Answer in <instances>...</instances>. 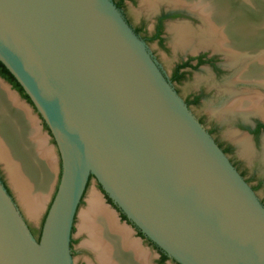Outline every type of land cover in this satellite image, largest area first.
<instances>
[{
	"label": "water",
	"instance_id": "obj_1",
	"mask_svg": "<svg viewBox=\"0 0 264 264\" xmlns=\"http://www.w3.org/2000/svg\"><path fill=\"white\" fill-rule=\"evenodd\" d=\"M0 63L61 167L38 241L0 180V264H72L90 177L175 264H264V206L112 0H0Z\"/></svg>",
	"mask_w": 264,
	"mask_h": 264
},
{
	"label": "bare ground",
	"instance_id": "obj_2",
	"mask_svg": "<svg viewBox=\"0 0 264 264\" xmlns=\"http://www.w3.org/2000/svg\"><path fill=\"white\" fill-rule=\"evenodd\" d=\"M262 3L264 0H141L142 7L150 11L160 4L189 10L200 20V25L196 28L185 23L169 25L174 49L195 52L210 48L224 53L230 66L242 61L235 51L243 52L248 44L264 39ZM250 74L241 73L239 78L248 81L255 78L264 86V70ZM224 91L236 95L230 88ZM8 94L0 87V160L24 207L34 217L50 193L55 160L32 122L26 120L24 109ZM234 100L219 118L225 119L235 110H248L249 114L264 119L259 94L250 92ZM228 132V137L239 147L240 156L252 161L256 156L250 141L238 132ZM80 233L87 236L85 246L94 256L90 264H151L150 256L132 239L129 230L118 224L115 214L97 193L89 196L88 207L80 215Z\"/></svg>",
	"mask_w": 264,
	"mask_h": 264
},
{
	"label": "rangeland",
	"instance_id": "obj_3",
	"mask_svg": "<svg viewBox=\"0 0 264 264\" xmlns=\"http://www.w3.org/2000/svg\"><path fill=\"white\" fill-rule=\"evenodd\" d=\"M160 5H159L160 7L158 6L156 10L150 11L142 7L141 0H131L125 5V14L134 25H139L140 23H144L145 27L149 29V31H151L153 23L157 15H159L160 13L176 11V10L188 12L187 10H184L182 8L181 9L178 7L169 8V6H166L164 4H160ZM181 23L183 24L187 23L193 26L196 25L199 26V23L198 21H196V18L194 16L178 15L176 18L168 20L166 22L164 28L165 30L164 44L162 46H159L155 42H151L148 45H146L148 52L153 57V59L159 66L161 72L164 73L165 76H169L173 65H175L177 62L181 61L182 59L201 53H210V49H202V48L197 50L195 49L196 51L194 53H190L188 51L182 52L174 49V47L172 46L171 36L167 32V27H169L168 25L171 24H181ZM210 75L211 74L209 70H207L206 68H202L199 71L193 73L192 76L186 78V80H184L181 84L176 85V87L177 89H179L180 94L184 97L189 95L193 91H196L201 88H204L207 92H209L208 90L211 84ZM0 87L5 89V91L9 93L8 95H10L11 98H14L13 100L16 102V104L19 107L24 109L26 120L32 122V125L39 132L37 134H39V136L42 137V138L40 137L41 139L45 140V145L47 149H50V151L53 153L52 155L55 160V173H54V179L52 182L50 193L46 198V201L44 202V205L42 206L40 212L34 217L30 216L28 213L29 211L24 207V204L19 197V193L16 187L14 186L9 173L7 172L4 164L0 160V180L6 187L9 195L11 196L13 202L18 208L31 234L34 236L35 239H37L38 236H40L42 224L44 222L45 216L52 203V200L54 198V195L58 187V183L61 175L60 159L54 141L50 136L48 129L45 127L44 123L41 121V119L39 118L33 107L25 100H23L21 97H19L13 91V89L9 88V90H6V88L3 86L2 83H0ZM234 93H236L235 95L236 97H239L243 93H246V90L240 89L239 91H234ZM221 96H224V94H220L216 96L213 94L207 97L206 99L203 100L201 107L193 108V112H195V114L197 115L205 114L207 115V118L208 116L209 117L215 116L214 113H217L220 108L225 109L230 104V103L228 104V100L224 101L222 105L217 104ZM206 122L209 124V121L207 119ZM228 131H236V130L231 127L221 128V130L218 132V138L220 139V141L223 142L224 139H228L227 137L229 133ZM250 143L252 145V148L256 156L254 157V159H252V161L251 160L248 161L242 156H240L238 147L235 144H234L235 146H234L232 158L239 163L242 169H244V171L246 172V176L252 179V184L256 189V192L254 193L256 197L259 199H264V165L259 158L260 146L258 144L253 143L252 141H250ZM257 180H263L260 186L258 185ZM92 193H97L102 198L104 204L109 208V210L115 214V216L117 217L118 224L121 227H125L129 230L132 239L136 240L140 244L141 248L150 256V263L157 264L159 258L157 251L149 244H147L146 241L142 240V238L138 236L136 230L131 225L127 224L126 222L120 219V212L112 204L108 203L106 196L103 194L102 190L100 189V186L93 178H91L87 184L85 194L82 198V201L80 202V205L77 209V213L75 215V219L73 222L71 240H70L72 264H90V262L92 263L94 262L93 254L85 246L87 236L85 234L80 233V215L84 210L87 209L88 199ZM163 264H175V263L173 261L167 260Z\"/></svg>",
	"mask_w": 264,
	"mask_h": 264
},
{
	"label": "flooded vegetation",
	"instance_id": "obj_4",
	"mask_svg": "<svg viewBox=\"0 0 264 264\" xmlns=\"http://www.w3.org/2000/svg\"><path fill=\"white\" fill-rule=\"evenodd\" d=\"M130 1L131 0H112L116 8L120 11L122 16L124 17L127 24L133 30V32L146 45H148L151 42H155L159 46H162L164 44V31H165L164 28L166 22L168 20L176 18L178 15L190 16L189 14H191L196 18V21H198L200 25V20L193 13H188L189 10L184 9L187 10L188 12L176 10V11L160 13L159 15H157L151 31H149V29L145 27L144 23H140L139 25H134L126 16L125 5ZM260 7L263 9L262 11L264 12V3H262ZM194 27L196 28L198 27V25ZM167 32H168V27H167ZM245 47L246 48H244L243 52L235 51L238 54L237 56L241 57L240 59H242V61L240 62L243 63L238 62L236 65L230 66L229 64H227L228 58L225 56L224 53L216 52L210 48H202V49H210V53H201L194 56L186 57L185 59H182L181 61L173 65L169 76H165L164 73L163 75L168 80V82H170L172 87H174V90L176 91L177 95L186 104L187 108L191 111V113L194 115L196 120L204 127V129L212 137V139L217 144V146L227 156L232 166L236 169V171L240 174V176L244 179V181L249 185V187L255 193L256 189L252 184V179L246 176V172L244 171V169H242L239 163L232 158L234 146L235 145L237 146V144L228 136H227L228 139H224L223 142L220 141V139L218 138V132L221 130V128L231 127L235 129L236 130L235 132H238L240 135H244L249 141H252L253 143L258 144L260 146L259 158L264 165V162L262 160L263 141H264V119H262L257 115L249 114L248 110H243V111L235 110L225 119H221L218 116L223 110H226V108L232 105V103L235 101L234 99L238 98L236 96H231L230 94L225 92L224 91L225 88H230L232 91L233 90L239 91L240 89L246 90V93H243L239 97H242L250 92L252 93L255 92L259 94L261 99V108L264 111V86L261 84V82H258L260 80L251 78V80L248 81L239 78V75L241 73L249 72V75H251L250 73L254 72L255 70H261V69L264 70V56H263L264 39L260 42H252ZM261 52L263 54H261ZM190 53H194V52H190ZM202 68H206L207 70H209L211 74L210 75L211 84L208 90L209 92H207L204 88H201L196 91H193L192 93H190L185 97L182 96L180 94L179 89H177L176 85L181 84L184 80H186V78L192 76L193 73L199 71ZM213 94L215 96L224 94V96L220 97L217 104L222 105V103H224V101L227 100H228V104L229 103L230 104L225 109L220 108L217 113H214L215 116H210V117L208 116L209 119L205 114L203 115L195 114V112H193V108L201 107L203 100ZM206 119L209 121V124L206 122ZM257 182L258 185L260 186L263 180H257ZM259 201L264 206V199H259ZM121 215L122 214L120 213V219H121ZM126 223L129 224L128 222ZM136 232L138 234L137 230ZM139 237L142 238V240L146 241L147 244H149L157 251L159 255L157 264H163L167 261L166 260L165 262L160 263L162 257L159 251L155 248V246L149 243L148 240H146L144 237L142 236Z\"/></svg>",
	"mask_w": 264,
	"mask_h": 264
},
{
	"label": "trees",
	"instance_id": "obj_5",
	"mask_svg": "<svg viewBox=\"0 0 264 264\" xmlns=\"http://www.w3.org/2000/svg\"><path fill=\"white\" fill-rule=\"evenodd\" d=\"M0 78H2L6 83H8L10 86H11V88L14 90V91H16L18 94H19V96L23 99V100H25L27 103H29L30 105H31V103H30V101H29V99H28V97L24 94V92H23V90L21 89V87L18 85V83L15 81V79L12 77V75L4 68V66L0 63ZM32 106V105H31ZM46 127V126H45ZM47 128V127H46ZM92 177H90V179H91ZM106 199H107V201H108V203L109 204H111V202H110V200L106 197ZM121 219L123 220V221H126L127 222V220H126V218L123 216V215H121ZM138 235L139 236H142L139 232H138ZM143 237V236H142ZM38 239H39V236H38V238L36 239L37 241H38ZM149 242V241H148ZM150 243V242H149ZM152 244V243H151ZM153 245V244H152ZM154 246V245H153ZM156 248V247H155ZM157 249V248H156ZM158 250V249H157ZM159 251V253L161 254V260H160V263H163V262H165L166 260H168V258L160 251V250H158Z\"/></svg>",
	"mask_w": 264,
	"mask_h": 264
}]
</instances>
